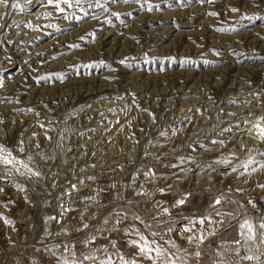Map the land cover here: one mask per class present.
Instances as JSON below:
<instances>
[{"label":"rangeland","instance_id":"374dc122","mask_svg":"<svg viewBox=\"0 0 264 264\" xmlns=\"http://www.w3.org/2000/svg\"><path fill=\"white\" fill-rule=\"evenodd\" d=\"M99 2L0 3V264H258L264 0Z\"/></svg>","mask_w":264,"mask_h":264},{"label":"snow or ice","instance_id":"6c2138e0","mask_svg":"<svg viewBox=\"0 0 264 264\" xmlns=\"http://www.w3.org/2000/svg\"><path fill=\"white\" fill-rule=\"evenodd\" d=\"M125 3L128 2H134V0H124ZM0 3H3L5 5V7L9 6V0H0ZM64 3V4H69V0H48V4L49 5H53L57 10L59 11H63L60 8V4ZM77 3H79V0H77ZM12 8H19L20 6L18 4H11ZM96 7H103L99 0H96ZM22 11V9H21ZM233 11H236L235 9H233ZM209 15H216V13H209ZM107 22V21H106ZM220 31H227L228 29H219ZM233 31H235V29H232ZM75 47V46H73ZM123 61H121L122 63ZM60 78V77H58ZM29 111H31V109H29ZM43 126V125H42ZM253 127L255 129H257V132L253 135V138L255 139L256 136L258 135L259 140L261 142H264V124H261L260 121L258 120L257 123L255 125H253ZM230 131V129H229ZM213 143H222V141L217 142V141H213ZM6 153V149H4L3 147H0V163H3L5 165H15L17 163H20L19 161L15 160L14 158L11 157V153H7V157L5 156ZM260 155H264V153H259ZM253 165H258L259 168H264V162H260L257 161L254 157H249L247 159V161L243 162L241 167H243L245 170H250V172H255L257 170L256 167H253ZM22 166L28 171L30 172L32 175H39V173L34 172L31 168L28 167L27 164H22ZM233 172H236L237 169L233 168L232 169ZM23 174V173H21ZM154 178V177H153ZM75 187V186H74ZM260 187H264V185H260ZM22 190V189H21ZM0 191H3L2 189H0ZM163 191V189H161V192ZM177 205L183 204L184 200H178ZM216 204L221 203V201L219 199H217L215 201ZM249 203H253L252 201H249ZM255 206V205H254ZM165 211H167V209H165ZM0 219H3V217H0ZM50 219H56L55 217H51ZM136 219H139V217H137ZM6 223H8V221H5ZM199 223L203 224L204 223V219H201L199 221ZM85 227H87V225H85ZM240 229H241V238L244 244H247L248 241H254L257 238V229L254 226V224L248 220L245 219L243 221V223L240 224ZM259 229L264 230V221L260 222L259 224ZM186 232H191L192 228L186 227L185 228ZM137 236H138V241L137 240H133L131 241V243L138 249L139 253L148 260H151L153 262V264H156V261L159 259H164L166 258L167 260H169L170 262L173 261V257L175 256V254L172 255H168V253L159 246L153 247L152 245L155 244V241L149 242V240H147L142 234L137 232ZM193 237L189 236L188 240L189 243H191L193 241ZM201 242H203V236L200 237ZM242 241H236V243L239 245ZM262 243H264V241H261ZM167 243L170 244L171 247H176V245L174 244V242L168 241ZM249 252H251V248L248 249ZM153 253H155V255H153ZM197 257L200 255L199 252H197L195 254ZM238 255V254H237ZM176 259H180L183 260V257H175ZM85 259H89V257H85ZM123 260V258H121ZM257 260L258 264H264V259H262L260 256H253L251 254L240 257V260ZM62 264H76L75 261H68L67 259H65ZM100 264H111V260H101ZM123 264H135L134 261L132 262H128V261H124Z\"/></svg>","mask_w":264,"mask_h":264},{"label":"bare ground","instance_id":"6f19581e","mask_svg":"<svg viewBox=\"0 0 264 264\" xmlns=\"http://www.w3.org/2000/svg\"><path fill=\"white\" fill-rule=\"evenodd\" d=\"M130 111V110H129ZM126 113V112H125ZM132 113H134V112H132ZM128 115L129 114H131V113H127ZM130 117V116H129ZM129 117L127 118L128 120H129ZM132 118V117H131ZM127 119H126V122H127ZM256 130V129H255ZM259 138V137H258ZM256 140V139H255ZM259 140V139H258ZM255 142H258V141H255ZM188 197V192H185V193H183L182 195H180V199H185V198H187ZM177 204V203H176ZM241 235V234H240ZM197 249H198V246H196L195 248H194V250L195 251H197ZM220 254V253H219Z\"/></svg>","mask_w":264,"mask_h":264}]
</instances>
